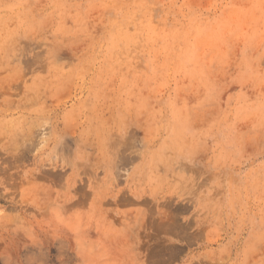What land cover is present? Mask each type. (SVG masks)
<instances>
[{
    "label": "rangeland",
    "instance_id": "obj_1",
    "mask_svg": "<svg viewBox=\"0 0 264 264\" xmlns=\"http://www.w3.org/2000/svg\"><path fill=\"white\" fill-rule=\"evenodd\" d=\"M10 244L264 264V0H0V264Z\"/></svg>",
    "mask_w": 264,
    "mask_h": 264
},
{
    "label": "bare ground",
    "instance_id": "obj_2",
    "mask_svg": "<svg viewBox=\"0 0 264 264\" xmlns=\"http://www.w3.org/2000/svg\"><path fill=\"white\" fill-rule=\"evenodd\" d=\"M25 235V234H24ZM36 243V242H35ZM34 243V244H35ZM33 245V244H32ZM39 245V244H38ZM18 246H21V245H18ZM24 247V246H23ZM26 247V246H25ZM24 247V248H25ZM28 247V246H27ZM26 247V249L28 250L29 249V247L27 248ZM19 248V247H18ZM18 248H16V246L14 245V244H10L9 246H8V253H7V257H11V256H13V258L15 259V263L14 264H19V262H18V258H19V256H18V254H19V250L20 251H22L23 249H22V247L18 250ZM25 250V249H24ZM32 250V249H31ZM31 250L29 249V251L30 252H28V253H31ZM33 250H35V249H33ZM26 251V250H25ZM35 251H37V250H35ZM24 252V251H23ZM27 253V252H26ZM23 254V253H22ZM33 254V253H32ZM20 255H21V253H20ZM22 257H23V255L20 257L21 259H22ZM26 257V256H25ZM4 259V258H3ZM6 260H8V259H6ZM53 260V259H52ZM4 261V260H3ZM33 261V260H32ZM11 262H13V261H11ZM24 262V261H23ZM26 262V261H25ZM27 262H29V261H27ZM31 262V261H30ZM8 262L6 261V264H7ZM52 263V262H51ZM5 264V263H4ZM12 264V263H11ZM24 264H26V263H24ZM27 264H29V263H27ZM32 264V263H31Z\"/></svg>",
    "mask_w": 264,
    "mask_h": 264
}]
</instances>
